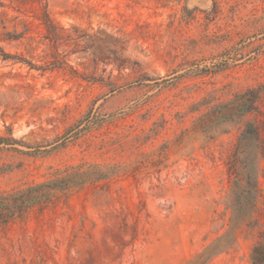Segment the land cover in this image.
Listing matches in <instances>:
<instances>
[{
    "label": "rangeland",
    "instance_id": "rangeland-1",
    "mask_svg": "<svg viewBox=\"0 0 264 264\" xmlns=\"http://www.w3.org/2000/svg\"><path fill=\"white\" fill-rule=\"evenodd\" d=\"M0 50V192L110 168L0 232V264H251L264 158L230 166L253 115L194 128L264 85V0H0Z\"/></svg>",
    "mask_w": 264,
    "mask_h": 264
},
{
    "label": "trees",
    "instance_id": "trees-1",
    "mask_svg": "<svg viewBox=\"0 0 264 264\" xmlns=\"http://www.w3.org/2000/svg\"><path fill=\"white\" fill-rule=\"evenodd\" d=\"M43 6V22L46 29L55 35L56 25L51 20ZM0 55L5 60L9 55L0 50ZM264 85L258 89H249L240 93L226 103L218 104L208 116L198 120L194 129L206 131L213 130L212 124L232 122L234 118H243L253 115L251 120L245 121L239 135L238 149L233 154L230 169L236 177L239 157L244 154L240 146L253 145L256 156L264 158ZM223 124V123H222ZM6 142H15L13 139L0 137V145ZM110 177V168L100 165H80L55 171L50 180L43 183L31 184L26 187L0 192V232H5L8 227L16 222H24L29 213L35 211L36 218L42 219L45 211L55 210L62 201L65 204L69 197L84 189L87 185L105 181ZM251 264H264V236L253 246L250 255Z\"/></svg>",
    "mask_w": 264,
    "mask_h": 264
}]
</instances>
